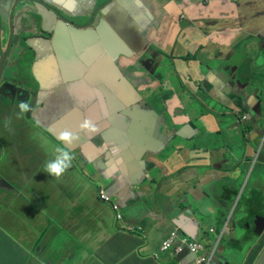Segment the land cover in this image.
<instances>
[{
  "label": "crops",
  "instance_id": "0c3cea01",
  "mask_svg": "<svg viewBox=\"0 0 264 264\" xmlns=\"http://www.w3.org/2000/svg\"><path fill=\"white\" fill-rule=\"evenodd\" d=\"M39 1L86 26L108 0ZM138 1L151 13L103 8L136 55L120 57L123 77L97 64L77 81L80 97L67 91L71 104L63 99L69 62L49 44L40 43V65L28 46L17 67L8 62L6 75L29 93L0 90V264H190L195 258L184 250L159 251L172 231L214 251L211 264H254L264 249V234L254 233L256 222L264 228V0ZM16 32L25 38L20 19ZM148 52L155 60L140 62ZM32 71L64 72L42 105L21 115L19 102L39 92ZM223 113L248 121L239 126ZM81 119L99 131L76 133L72 166L56 180L44 165L63 147L66 121ZM138 140L149 151L141 159ZM102 189L116 194L123 220L99 199Z\"/></svg>",
  "mask_w": 264,
  "mask_h": 264
},
{
  "label": "water",
  "instance_id": "95a60500",
  "mask_svg": "<svg viewBox=\"0 0 264 264\" xmlns=\"http://www.w3.org/2000/svg\"><path fill=\"white\" fill-rule=\"evenodd\" d=\"M34 1L36 2L35 5H37V2H40L39 0ZM133 2L138 6L130 5L125 2L123 3L119 0H108L102 3L94 11L92 21L86 26H78L74 22L69 21L66 17H64L65 13L61 11V8L52 2H46L47 5L44 4L46 7L45 8L42 6L37 7L32 5L30 1L28 2L29 4H27L26 0H16L15 3H12V6L8 5L6 10L0 7V90L12 89L16 92V89H18L29 93V85L23 82H17L19 84L18 85L6 75L8 62L11 61L12 66L14 68L17 67L16 63L21 60L23 49L28 46L30 52H32V49H35L37 53L34 66L40 65L42 62V53L44 51L40 46L41 41L49 44L55 50V52H57L69 62L66 66H64V71L67 72H65L64 76V86L66 91L63 92V99L67 104L73 103L68 92L75 94L77 97L81 96V92L78 91L79 87L77 84V81L82 79L81 74L85 71L88 73L97 64L107 65L110 69L118 72L119 75L122 76L117 66L120 57L124 56L125 58L132 59L135 58L136 55L128 48V44L125 41H121V39L110 26L109 20L111 19V11L108 12L103 8H106L109 4H111V8H114L116 3L118 4V7L115 8L116 10H124L126 12L127 9H130L133 12L138 13H151L149 9L142 7L143 4L138 0H133ZM43 9L46 11L45 13L42 11ZM101 10H103L105 13V19H102L97 24ZM48 13H51V16L54 20H51L50 16H48ZM35 16L42 18V25L36 24V21L33 18ZM19 19L21 21L23 32L25 33V38H22V36L16 32ZM145 31L146 26L142 29V41L145 40ZM47 34L52 35V37L47 36ZM70 45H75V47L71 48ZM19 49L21 50L20 52H18ZM16 56L18 57L16 58ZM145 60H155L153 53L148 52L144 58L140 60V62ZM64 71H49L53 74V76L50 75L48 71H41L38 76L34 71H32L33 75H35L37 81L40 83V88L39 92H35L32 95V101L29 103V112L32 110H37L42 105V100L51 94L53 82L60 80L58 77L59 72ZM45 78H47L46 84H41ZM38 98L39 104L36 103ZM259 103H261L260 99ZM45 104H47V101ZM239 105H242L241 100ZM36 106L37 108L35 109ZM234 115L235 114H222L223 117H232V122H237L239 126H244L241 118H235ZM66 122L67 123L65 126L67 130L76 134L79 132L80 125L82 124L83 120L81 119V122L78 124H75L73 120ZM62 126L63 124H61V127ZM54 128L58 130L59 126L55 125ZM244 131L248 133L250 130L246 131L244 128ZM131 132L140 138L139 134H141L143 131L138 130L137 128H132ZM142 139H145V137H142ZM137 145L139 159H141L149 151L148 148L144 147L142 141L138 140ZM76 147L77 142L71 146L70 150H74ZM128 152H132V146L128 149ZM1 157L2 151L0 148V158ZM102 190L106 196L110 198L112 203L118 205L120 208V204L116 201L118 199L115 198L116 194L109 195L106 189ZM122 210L123 209L120 208L121 213ZM180 213L189 214L195 218L199 217L201 220H206L199 214V211L192 212L190 210L182 209ZM199 223L201 224V222ZM254 228V233H256V235L261 236L264 234V228H260L258 222L254 224ZM235 230L236 237L242 236L239 230ZM183 252H187L189 254L187 248H185ZM212 262L213 259L211 260V263ZM254 264H264V249L261 251Z\"/></svg>",
  "mask_w": 264,
  "mask_h": 264
},
{
  "label": "clouds",
  "instance_id": "9594fccd",
  "mask_svg": "<svg viewBox=\"0 0 264 264\" xmlns=\"http://www.w3.org/2000/svg\"><path fill=\"white\" fill-rule=\"evenodd\" d=\"M20 109V114L29 111L30 105L27 102L20 101L18 104ZM247 117H243L241 120L243 123L247 122L243 119ZM8 122L6 121V126ZM99 131V127L96 123H94L90 119H85L83 123L80 125V134H96ZM78 135L74 134L71 131H64L58 137L60 144L63 147H55L53 149V159L47 161L44 165V171L51 177L56 180H59L67 170L72 166L73 155L70 151L71 146L78 140ZM118 148H113V152H118ZM103 191V190H101ZM100 193V192H99ZM100 199V198H99ZM193 259L191 260V262Z\"/></svg>",
  "mask_w": 264,
  "mask_h": 264
},
{
  "label": "built area",
  "instance_id": "2783aa9c",
  "mask_svg": "<svg viewBox=\"0 0 264 264\" xmlns=\"http://www.w3.org/2000/svg\"><path fill=\"white\" fill-rule=\"evenodd\" d=\"M243 120L246 121L247 118H244ZM99 198L102 202L112 207L113 211L117 214L118 221L123 220L119 206L113 204L110 198H108L103 191H100ZM129 231L132 233L139 232L144 236V231H142L140 228H129ZM213 231L214 230H212V232ZM171 248H173L177 254L181 253L185 248H187L189 254L195 258L190 264H210L214 256V251L210 254L206 253V248L203 243L196 240H190L186 236L179 235L178 231H172L169 234V236L163 241L159 251L166 252Z\"/></svg>",
  "mask_w": 264,
  "mask_h": 264
},
{
  "label": "trees",
  "instance_id": "16d2710c",
  "mask_svg": "<svg viewBox=\"0 0 264 264\" xmlns=\"http://www.w3.org/2000/svg\"><path fill=\"white\" fill-rule=\"evenodd\" d=\"M188 60H194L195 58L194 57H189L187 58Z\"/></svg>",
  "mask_w": 264,
  "mask_h": 264
}]
</instances>
